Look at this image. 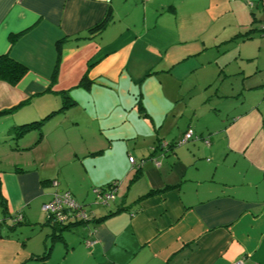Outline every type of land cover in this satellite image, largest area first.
<instances>
[{
	"label": "crops",
	"instance_id": "crops-1",
	"mask_svg": "<svg viewBox=\"0 0 264 264\" xmlns=\"http://www.w3.org/2000/svg\"><path fill=\"white\" fill-rule=\"evenodd\" d=\"M248 1L0 0V55L27 69L0 80V195L8 221L23 216L0 224V264H264V68L243 65ZM234 46L241 59L221 57ZM111 181L113 200L95 202ZM55 190L94 218L54 231L42 205Z\"/></svg>",
	"mask_w": 264,
	"mask_h": 264
},
{
	"label": "trees",
	"instance_id": "trees-1",
	"mask_svg": "<svg viewBox=\"0 0 264 264\" xmlns=\"http://www.w3.org/2000/svg\"><path fill=\"white\" fill-rule=\"evenodd\" d=\"M109 20H110V15L106 14V16L101 21H99L98 23H96L95 25H93L92 27H90L86 30V32H85L86 36L84 38H90L91 36L100 33L106 27ZM20 34H22V32L9 35V40H10L11 45L15 42V40L18 38V36H20ZM63 40H65V38H62L61 40L57 41V59H56L55 67L53 69V73H52V79L53 80H54L55 75L57 73L58 64H59V60H60V51L62 48ZM26 71H27V69L24 65H22L21 63H18L14 59H12L7 53L0 55V80L1 81L7 82L10 85H15L24 76ZM91 82H92V80L88 79L87 74L85 73L83 75V77L80 79L78 85L83 86L85 88H88V86L91 84ZM65 98H67V96H65ZM0 207H1L2 212L4 214V217L0 221L1 225H6L9 230H12L15 226H17L23 222V216L21 215V213H16L11 217V219L9 221L7 220L8 217L6 216L5 203H4V200L2 199L1 195H0ZM18 215L21 216L20 220H18ZM93 218L94 217L92 216V217H90L89 220H86V221H83L81 219H69V220L61 221L58 218H55L53 216H47V221L51 224L52 229L54 231H62L65 228L70 227L71 225H74V224H79V223L80 224H87ZM59 235L60 234L54 233L52 238L53 239H55V238L59 239L60 238ZM49 249H50V247L48 248V250ZM47 254H48V252L40 258L42 259V258L46 257Z\"/></svg>",
	"mask_w": 264,
	"mask_h": 264
},
{
	"label": "built area",
	"instance_id": "built-area-1",
	"mask_svg": "<svg viewBox=\"0 0 264 264\" xmlns=\"http://www.w3.org/2000/svg\"><path fill=\"white\" fill-rule=\"evenodd\" d=\"M251 6V1H249ZM193 137V130L188 128L182 137L176 141L177 145L183 144ZM208 138L204 139V142L208 144ZM132 163L134 162L133 157L128 158ZM53 185H56V181H52ZM117 182L111 181L106 185L92 187V193L95 198V202L107 205L109 204L116 193ZM42 210L47 214V216H53L59 220H69V219H81L83 221L89 220L92 214L81 204H79L67 190L58 191L55 190L51 199L44 202L42 205ZM21 216L18 215V220ZM93 232L90 233L92 237ZM94 243L93 238H88L85 240V244L90 246ZM242 258L234 261L232 264H241Z\"/></svg>",
	"mask_w": 264,
	"mask_h": 264
},
{
	"label": "rangeland",
	"instance_id": "rangeland-1",
	"mask_svg": "<svg viewBox=\"0 0 264 264\" xmlns=\"http://www.w3.org/2000/svg\"><path fill=\"white\" fill-rule=\"evenodd\" d=\"M249 1H251V6L247 4L249 6L247 11L244 13L241 12L243 14V17H239L238 19V21L243 22L245 26L249 27V29H246V33H248V35L251 37L249 40H245L241 46L243 50L241 56L245 55V58L246 55L251 56V59L244 60L245 62H243V65L249 66L251 67V69L264 68V32H262L264 30L259 29L264 27V11L261 12V9H258L259 5L264 6V1ZM242 35H245V33ZM238 42L242 43L241 40L236 41V43ZM240 50L241 49H239L237 46H234V48L229 49V51H224V53L221 54V57H239L238 53L240 52ZM256 56L258 57V60L256 59ZM240 57L239 59H241ZM218 83L220 84V80L218 81ZM228 101V104L230 105L232 103L231 99H228Z\"/></svg>",
	"mask_w": 264,
	"mask_h": 264
}]
</instances>
